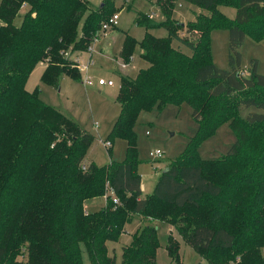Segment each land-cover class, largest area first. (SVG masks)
<instances>
[{"label":"trees","instance_id":"16d2710c","mask_svg":"<svg viewBox=\"0 0 264 264\" xmlns=\"http://www.w3.org/2000/svg\"><path fill=\"white\" fill-rule=\"evenodd\" d=\"M175 2L203 12L190 22L173 23ZM155 4L164 20L156 23L138 13L135 25L146 32L140 42L126 35L120 53L129 62L138 44L147 64L133 79L119 78L120 110L105 140L123 138L125 159L98 166L83 162L95 136L42 102L39 89L25 90V83L38 63L46 64L40 80L48 85L56 86L61 74L80 79L70 54L86 52L101 21L114 15L113 0L99 11L87 0H0V264H82L81 247L90 264H115L107 244L119 241L137 214L173 225L204 260L209 261V250L223 255L211 264H264V75L255 59L244 75L239 52L246 36L264 39V0ZM221 6L235 9L233 20ZM20 10L24 13L15 25ZM161 27L166 36L149 32ZM221 28L228 32V69L218 68L210 54V32ZM172 41L192 56L174 50ZM183 103L191 108L197 131L143 197L136 172L138 115ZM243 107L254 111L242 117ZM225 122L234 143L225 155L202 159L199 143ZM108 187L118 203L107 198L103 209L88 213L84 202L105 196ZM235 192L245 195L242 208ZM167 206L177 215L160 209ZM171 237L166 251L180 264L179 246ZM158 246L157 228L143 225L122 248L119 264H156Z\"/></svg>","mask_w":264,"mask_h":264},{"label":"rangeland","instance_id":"374dc122","mask_svg":"<svg viewBox=\"0 0 264 264\" xmlns=\"http://www.w3.org/2000/svg\"><path fill=\"white\" fill-rule=\"evenodd\" d=\"M89 8L97 11L102 3L108 0H87ZM157 0H113V13H119L116 26L106 30L99 38V43L95 46L93 59L89 63L87 69L83 71V65L87 61H82L80 66V79H76L67 74H61L56 86L48 85L41 82V73L43 65L38 63L27 78L25 83V90L34 91L40 90L39 99L52 106L57 111L59 110L64 116L75 122L81 129L95 136V141L90 144L88 153H86L88 160H93L98 166H103L109 161L124 160L126 156V142L123 138H115L111 142V146H104L100 142L105 140L109 131L115 122L116 115H118L119 107L115 102V96L119 90V75L121 68L117 59L124 64L128 63L129 79H133L138 73V70L147 66L146 62L140 56L141 49L139 45H135L131 56L132 60L125 62L120 56L124 38L126 35L140 42L146 30L142 26L135 25V18L138 13L147 15L154 22L158 23L164 20V15L155 4ZM162 2V1H161ZM175 2L172 10L171 22L181 20L183 23L190 22L195 14L203 12L195 5H188L186 3ZM228 19L233 20L235 17V9L228 6L219 7ZM99 11V10H98ZM23 10H20L18 16L14 20V24L18 25L23 16ZM183 16V17H182ZM180 21V22H181ZM149 32L156 37H163L167 35V30L164 27L150 29ZM228 32L226 29H214L210 32V54H212L213 62L220 69H228ZM107 45L102 48L103 43ZM174 50H179L187 56H192L190 50L180 47L176 42H171ZM73 51V50H72ZM77 51V50H76ZM241 53V68L246 71V75L251 60L257 61L258 72L264 75V39L254 41L246 36L244 43L240 46ZM72 53V52H71ZM70 52L68 53L69 57ZM121 76V75H120ZM85 78H88V83H84ZM111 80L114 87L98 86V80ZM103 87V88H101ZM254 111L253 108H241L239 113L245 117L248 112ZM138 119L134 125L136 133V146L138 165L136 172L141 177L144 183V195L151 194L150 187L157 181L160 174L165 170L166 165L176 160L184 152L188 139L195 135L197 125L191 115V108L188 104L183 103L179 107L166 104L162 108L153 107L149 111L139 113ZM94 122L98 123V127L94 126ZM99 139V141L97 140ZM235 141V135L228 123L219 126L210 137L201 141L198 145L197 151L202 159L211 160L225 155ZM159 150L161 157L154 158L152 152ZM86 155L84 159L86 158ZM83 159V160H84ZM237 178V176H235ZM105 193V192H104ZM244 193L235 192V198L240 203L239 208H242ZM108 197H95L85 204V210L88 213L98 211L104 208L105 199ZM110 199V198H109ZM152 206L156 207L155 202ZM159 208V207H157ZM166 209L168 215L176 216L175 210L167 206L160 207ZM166 214V215H167ZM133 215L134 217L130 223L127 224L125 235L121 234L117 242H108L107 251L110 255L116 258L115 264H119L122 256V248L131 243L134 234L138 228L137 218L143 220V225H153L157 228L158 248L156 252V264H176L171 262L166 251L168 237L172 236L179 246L180 264H211L215 260H220L223 255L217 250H209L207 256L209 261L202 259L190 246H188L181 237L176 233L173 225L158 219L149 220L144 216ZM141 225L140 227H142ZM123 235V236H122ZM128 235V236H127ZM169 235V236H168ZM130 242V243H129ZM125 243V244H124ZM264 257V247L261 249ZM82 264H90L87 253L81 247ZM219 263V262H215Z\"/></svg>","mask_w":264,"mask_h":264},{"label":"built area","instance_id":"2783aa9c","mask_svg":"<svg viewBox=\"0 0 264 264\" xmlns=\"http://www.w3.org/2000/svg\"><path fill=\"white\" fill-rule=\"evenodd\" d=\"M118 17H119V13H116V14L112 15L111 17H109V18L101 21V24L99 26L100 28L96 31L95 35L93 36V39H92L91 43L87 46L86 53H88L90 55L91 52H92V50H93V46L96 43V41L99 39V37L104 32H106V30H108V29L113 28V27L116 26ZM66 54L68 55V53H66ZM74 59L76 60V62L78 64L77 67H78V69L80 71V69H82L81 66H80L81 60H79L78 58H74ZM90 61H91V58L88 59L87 64L85 63L83 65V71H85L87 69ZM84 83H88V78H85ZM97 83H98V86H103V85H105V86H112L113 85V82L111 80H104V79L103 80L102 79H99ZM95 126H96V123H95ZM102 145H104V146H106V145L110 146V142L109 141H102ZM151 154H152V156L154 158L161 157V152L159 150H156V151L152 152ZM82 169L83 170L86 169V166L85 165L82 166ZM105 193H106L105 196H107L108 198H110L114 204H117L118 203V199L115 196L114 192L110 189V187H108L106 189V192Z\"/></svg>","mask_w":264,"mask_h":264},{"label":"crops","instance_id":"0c3cea01","mask_svg":"<svg viewBox=\"0 0 264 264\" xmlns=\"http://www.w3.org/2000/svg\"><path fill=\"white\" fill-rule=\"evenodd\" d=\"M178 5H180V3L178 4ZM24 12V11H23ZM195 13L196 12H194V16H195ZM183 17V16H182ZM119 18V17H118ZM193 19H194V17H193ZM179 21H181V20H179ZM182 22V21H181ZM99 40H100V38L96 41V43L94 44V46H93V50H92V52H91V54L89 55L88 53H86V52H84V51H72V53L70 54V57L71 58H78L79 60H81V62L82 61H86L87 59H89V58H91V60L93 59V54H94V52H95V46H96V44L97 43H99ZM174 42H176V41H174ZM176 44H178V41L176 42ZM107 45V42L106 43H103V45H102V48H101V50L103 49V48H105V46ZM179 45V44H178ZM180 47H184V46H180ZM185 48V47H184ZM187 49V48H186ZM133 58H131V60H132ZM91 62V61H90ZM116 62H118L119 63V66H120V68H121V74L120 75H123V76H126V75H129V68H128V63L127 64H124V63H122L121 62V59L120 60H118L117 59V61ZM43 68H44V65H43ZM42 68V69H43ZM144 68V67H143ZM120 75H119V78H120ZM130 76V75H129ZM119 78H118V80H119ZM103 87H114V84L112 85V86H103ZM103 87H101V88H103ZM114 98H116V96L114 97ZM115 100V99H114ZM115 102H116V100H115ZM118 104V107H119V110H120V105H119V103H117ZM117 114H119V111H118V113ZM118 115H116V117H117ZM115 121H116V118H115ZM95 123H96V126H95ZM94 126L97 128L98 127V123L97 122H94ZM98 141H99V139H97ZM95 141V139L93 140V142ZM93 142L91 143V145L93 144ZM101 143H102V140L100 141ZM110 146H111V143H110ZM88 153V152H87ZM89 157V156H88ZM88 157H87V155H86V158L83 160V162L84 163H86L87 165H89L90 164V162H93V160H88ZM110 163V162H109ZM166 168V167H165ZM166 170V169H165ZM155 182L156 181H154V183L151 185V187H150V190L153 188V186H154V184H155ZM140 188H141V191H142V196L144 197L145 195H144V193H145V191H144V188H145V186H144V183H143V181L141 180V186H140ZM102 197H104V196H102ZM105 198V197H104ZM92 199V198H91ZM91 199H89V200H91ZM89 200H87V201H85L84 202V204H83V208L85 209V204L89 201ZM106 200V199H105ZM106 202V201H105ZM140 216V215H139ZM139 216H137V217H139ZM134 217H132V219H133ZM131 219V220H132ZM140 218H137V222L139 223L138 224V228H137V230L139 229V227L141 226V225H143L144 224V222H142L143 220L141 219V220H139ZM127 226V225H126ZM126 226H125V231L123 232L124 234L123 235H125V233L127 232V230H126ZM136 230V231H137ZM122 235V236H123ZM128 236V235H127ZM132 241V240H131ZM130 243V242H129ZM125 244V243H124Z\"/></svg>","mask_w":264,"mask_h":264},{"label":"water","instance_id":"95a60500","mask_svg":"<svg viewBox=\"0 0 264 264\" xmlns=\"http://www.w3.org/2000/svg\"><path fill=\"white\" fill-rule=\"evenodd\" d=\"M164 171H165V170H164ZM164 171H163V172H164Z\"/></svg>","mask_w":264,"mask_h":264}]
</instances>
